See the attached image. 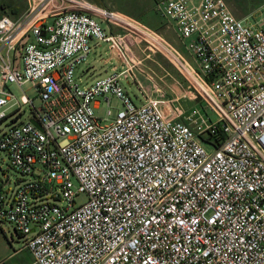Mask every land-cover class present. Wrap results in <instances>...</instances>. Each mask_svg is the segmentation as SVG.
<instances>
[{
	"label": "built area",
	"instance_id": "obj_1",
	"mask_svg": "<svg viewBox=\"0 0 264 264\" xmlns=\"http://www.w3.org/2000/svg\"><path fill=\"white\" fill-rule=\"evenodd\" d=\"M25 2L0 17V223L29 264H264V23L225 0L161 1L192 68L112 8ZM103 43L120 63L90 78L83 67ZM141 43L170 54L188 81L180 95L133 60ZM25 84L37 106L8 88Z\"/></svg>",
	"mask_w": 264,
	"mask_h": 264
},
{
	"label": "rangeland",
	"instance_id": "obj_2",
	"mask_svg": "<svg viewBox=\"0 0 264 264\" xmlns=\"http://www.w3.org/2000/svg\"><path fill=\"white\" fill-rule=\"evenodd\" d=\"M7 0H0V4H4ZM16 3L20 0H15ZM94 3L112 8L115 11L120 12L121 15L125 14L135 21L141 23L147 29L151 30L157 36L163 40L170 51H176L180 56L181 60L188 63L192 68L196 67L193 59L186 52L183 45L179 42L174 33L169 22L164 19L160 13L157 11L156 5L163 0H91ZM228 7L230 8L232 14L238 18L244 20V22L257 25L264 23V0H225ZM9 11H7L8 13ZM9 16L8 14H3V16ZM1 16V12H0ZM11 18V16H9ZM147 45L141 43L137 47H132V58L136 62H140L141 68L146 73H152L157 78L161 79L162 86L167 90V92L172 95H180L181 90L177 85L179 82L183 87L188 85V81L180 75L178 70L173 66V59L170 54L159 47L158 50L149 51L146 49ZM172 48V49H171ZM174 50V51H173ZM110 55L109 47L107 44H100L97 49L90 55L87 64L92 69V78L104 76L109 73L111 66L116 63L115 60H111L109 63H104L103 61L108 59ZM149 55V57H146ZM83 67V69L85 68ZM81 70V69H80ZM142 75V74H141ZM139 79L144 82L142 77L139 75ZM145 86L150 87L147 82H144ZM123 87H125L128 95L135 101L134 95H137V89L135 86H131L126 82H122ZM11 93L19 99L22 100L23 96L33 100L35 106L39 104L37 99V94L30 84H25L22 89L17 88L15 85L8 86ZM178 92V93H177ZM100 102L98 108L94 109V115L99 119L106 118V112L108 107L106 104L98 99ZM111 107L114 116L117 109H120V103L117 99L111 100ZM181 105L188 108L197 107L199 104L189 101H182ZM200 106L203 107V104ZM24 113V118H27L30 114V108L26 105L22 106L21 109ZM207 115L211 122H216L218 117L211 111H207ZM207 150L209 148L206 147ZM86 197L81 194L75 199L76 205H80L85 201ZM21 244L17 236L13 232L10 225L6 223H0V262L4 264H23L27 263L30 259V254L26 250H20Z\"/></svg>",
	"mask_w": 264,
	"mask_h": 264
},
{
	"label": "trees",
	"instance_id": "obj_3",
	"mask_svg": "<svg viewBox=\"0 0 264 264\" xmlns=\"http://www.w3.org/2000/svg\"><path fill=\"white\" fill-rule=\"evenodd\" d=\"M25 8V0H20L17 3L15 0H7L4 2V4H0L1 16H3V14H8L12 19H16L18 16H20L24 12ZM7 11L9 12L7 13Z\"/></svg>",
	"mask_w": 264,
	"mask_h": 264
},
{
	"label": "crops",
	"instance_id": "obj_4",
	"mask_svg": "<svg viewBox=\"0 0 264 264\" xmlns=\"http://www.w3.org/2000/svg\"><path fill=\"white\" fill-rule=\"evenodd\" d=\"M96 50V49H95ZM94 50V51H95ZM110 51V55L108 57V59L104 60L103 62L106 64V63H109L111 60H115L113 57H111L112 55V51ZM84 70L88 73V76H90V78H92L91 74H92V69L88 66H85ZM31 262V256H30V259L27 263H23V264H29ZM0 264H4L3 262H0Z\"/></svg>",
	"mask_w": 264,
	"mask_h": 264
},
{
	"label": "water",
	"instance_id": "obj_5",
	"mask_svg": "<svg viewBox=\"0 0 264 264\" xmlns=\"http://www.w3.org/2000/svg\"><path fill=\"white\" fill-rule=\"evenodd\" d=\"M111 51H112L111 57H113L115 59L116 63L119 64L120 60L118 59L116 52L114 50H111Z\"/></svg>",
	"mask_w": 264,
	"mask_h": 264
}]
</instances>
